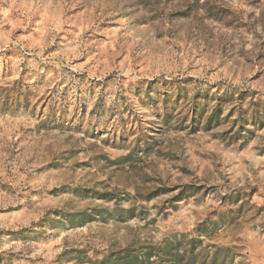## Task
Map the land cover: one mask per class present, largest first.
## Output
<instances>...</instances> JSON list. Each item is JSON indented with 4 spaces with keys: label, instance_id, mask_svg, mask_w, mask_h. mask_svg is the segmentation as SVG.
Masks as SVG:
<instances>
[{
    "label": "rangeland",
    "instance_id": "1",
    "mask_svg": "<svg viewBox=\"0 0 264 264\" xmlns=\"http://www.w3.org/2000/svg\"><path fill=\"white\" fill-rule=\"evenodd\" d=\"M174 263L264 264V0H0V264Z\"/></svg>",
    "mask_w": 264,
    "mask_h": 264
},
{
    "label": "trees",
    "instance_id": "2",
    "mask_svg": "<svg viewBox=\"0 0 264 264\" xmlns=\"http://www.w3.org/2000/svg\"><path fill=\"white\" fill-rule=\"evenodd\" d=\"M193 254V253H192ZM174 264H177V263H174Z\"/></svg>",
    "mask_w": 264,
    "mask_h": 264
}]
</instances>
